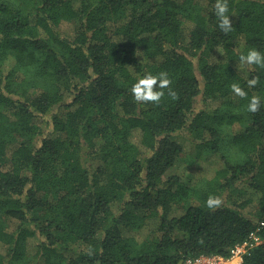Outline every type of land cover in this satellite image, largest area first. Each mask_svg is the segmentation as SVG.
I'll use <instances>...</instances> for the list:
<instances>
[{
	"label": "trees",
	"instance_id": "trees-1",
	"mask_svg": "<svg viewBox=\"0 0 264 264\" xmlns=\"http://www.w3.org/2000/svg\"><path fill=\"white\" fill-rule=\"evenodd\" d=\"M215 3L0 0V264L229 258L257 229L241 264H264V67L239 61L264 52V0H227V33ZM160 72L177 98L135 101Z\"/></svg>",
	"mask_w": 264,
	"mask_h": 264
},
{
	"label": "clouds",
	"instance_id": "clouds-1",
	"mask_svg": "<svg viewBox=\"0 0 264 264\" xmlns=\"http://www.w3.org/2000/svg\"><path fill=\"white\" fill-rule=\"evenodd\" d=\"M215 15L218 18V27L225 33L232 30V21L228 15L229 8L227 0H216ZM240 64L257 65L264 67V52L256 48H250L246 53H241L239 57ZM258 83V78H252L247 81L248 87H254ZM171 80L166 72H160L153 75L146 73L136 80L131 87L132 95L137 102H156L159 103L161 97L164 96L163 89H168V95L175 100L177 93L169 88ZM231 89L233 93L239 97H246L247 92L239 85L232 83ZM261 105L260 96H252L248 102L247 108L250 112H256ZM222 203L219 196H209L206 200V206L209 209H215Z\"/></svg>",
	"mask_w": 264,
	"mask_h": 264
},
{
	"label": "built area",
	"instance_id": "built-area-1",
	"mask_svg": "<svg viewBox=\"0 0 264 264\" xmlns=\"http://www.w3.org/2000/svg\"><path fill=\"white\" fill-rule=\"evenodd\" d=\"M262 237L258 234V229L251 232L249 237L241 244L234 246L229 258H223L218 255H199L187 258L183 264H241L242 256L252 246L262 242Z\"/></svg>",
	"mask_w": 264,
	"mask_h": 264
},
{
	"label": "rangeland",
	"instance_id": "rangeland-1",
	"mask_svg": "<svg viewBox=\"0 0 264 264\" xmlns=\"http://www.w3.org/2000/svg\"><path fill=\"white\" fill-rule=\"evenodd\" d=\"M68 29L69 28H67L65 26H61L60 27L61 32L64 31V30H68ZM19 138L21 140H23V141H29V140H27V138H23V137H19ZM182 142H183V144L185 143V147L187 148V150L185 151V154L182 155L180 164L178 166H176V168L168 170L167 174L177 173L180 176L182 175L183 178L185 176L184 180L186 181V177L187 176H188V178H189V176L191 178L193 175L196 174V171H197L198 167L197 166H193L194 164L190 163L188 161V157H187L188 155H193V150H194L192 148L193 145L189 144V142L186 141V140H182ZM7 160L9 162L10 158H7ZM198 161H199V166H201L202 170H204L205 172L209 171V173H208L209 175H210V172H211V169H212V165L215 166L218 163V161L214 162V160H212V159L206 160L208 162H203V161H200V160H198ZM200 163H201V165H200ZM6 228L8 230H12L14 228V224L13 225L12 224H10V225L8 224Z\"/></svg>",
	"mask_w": 264,
	"mask_h": 264
}]
</instances>
